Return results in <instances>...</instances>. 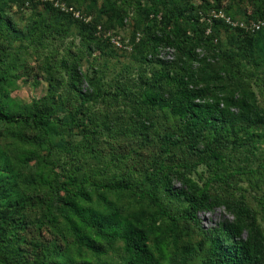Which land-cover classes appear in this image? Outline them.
Segmentation results:
<instances>
[{
  "label": "trees",
  "instance_id": "1",
  "mask_svg": "<svg viewBox=\"0 0 264 264\" xmlns=\"http://www.w3.org/2000/svg\"><path fill=\"white\" fill-rule=\"evenodd\" d=\"M58 1L90 16L81 2ZM200 1L196 7L185 2L179 11L170 0H147L144 4L136 0L140 9L137 18L149 21L147 36L138 43L140 58L159 67L149 77L137 72L134 92L120 82L122 74L115 77L113 91L93 77L98 70L92 66L93 53L106 45L104 38L96 36L95 19L76 18L51 1L0 0V125L13 135L24 129L36 132L34 142L27 137L13 141L18 143L14 156L0 148V264H186L197 250L201 251V264H264V233L238 185L247 178L251 187L261 189L255 178L264 177V108L251 89L250 74L238 69L239 58L216 49L213 41L224 31L228 46L241 49L253 63L256 44L264 46V26L252 33L232 27L223 17L212 15V11H221L234 19L220 9L221 0ZM248 2L253 11L245 13L242 20L264 17V0ZM39 3L50 13L36 14L23 27L10 15L15 4ZM106 5L102 12L109 18L103 27L123 26L125 10L116 0H107ZM186 7L196 21L199 10H210L211 34L205 33L201 23L192 35L187 34L182 24ZM72 28L77 29L84 50L76 51L73 41L65 40L76 35ZM53 35L64 40V50L59 58L54 54L58 51L38 54L35 71V79L44 76L46 92L29 105H19L7 91L19 77L14 54L10 45L2 42L25 41V51L36 53ZM134 38L133 34L131 41ZM161 46L176 50L175 64L158 58ZM89 58L85 68L83 61ZM208 58L220 62L210 68ZM195 63L200 67H194ZM131 94L136 98L134 119L128 127L100 119L92 111L96 101L120 96L130 100ZM154 111L172 118L171 125L158 129L151 118ZM103 130H108L114 141L132 134L146 145L152 143L161 159L150 163L152 168L148 166L136 181L129 174L94 177L87 161L96 156ZM77 141L85 148L90 142L94 145L82 149ZM39 147L47 152L41 153ZM54 147L64 159L57 152L52 154ZM178 150L190 153L195 161L173 163ZM32 160H36L34 174L20 176V167ZM200 164L211 173L202 184L192 178ZM173 179L179 186L173 185ZM20 183L34 191L23 190ZM216 188L225 195H219ZM106 191H124L146 199L152 210L147 215L142 210H126L108 199ZM258 199L264 211V193ZM215 206H223L230 217L223 216L214 226L204 228L198 213ZM159 219L166 229L157 232ZM181 220L191 222L203 236L197 246H179ZM42 229L55 232V238L47 241ZM168 239L177 252L172 263L164 260Z\"/></svg>",
  "mask_w": 264,
  "mask_h": 264
},
{
  "label": "rangeland",
  "instance_id": "2",
  "mask_svg": "<svg viewBox=\"0 0 264 264\" xmlns=\"http://www.w3.org/2000/svg\"><path fill=\"white\" fill-rule=\"evenodd\" d=\"M74 3L81 2L84 7H87L88 13H90L91 19H95L97 21V30L96 36L98 34L100 37L106 40V45L102 47V50L93 53V56L96 57L95 61H93L94 67H98L96 69V73L93 74L96 79L100 82L105 83L106 88L110 89V91L114 90V86L116 82L114 81L115 77L119 74H122V78H120V82L127 84L128 87H132V91H134V84L138 82L137 72L145 73L150 76L151 71L153 69H158L159 65L153 64L149 65L145 62H142L139 54V42L144 40L147 36V24L149 21L146 18H137L140 9L137 6L136 0H116L117 5L121 10H125L127 16L124 17V25L116 26L113 28H104V21L108 20V14L102 12V10L107 7V0H72ZM77 1V2H76ZM147 0H141L142 4H144ZM212 3L213 0H207ZM171 4H173L177 9L182 10L186 3L193 2L195 4H199L200 0H170ZM77 5V4H76ZM212 5V4H211ZM222 10L225 12H229V15L234 16V22L240 23L244 20V14H252V7L248 0H221ZM196 7V6H195ZM229 7V8H228ZM209 8V7H208ZM139 9V10H138ZM191 9L186 7L184 11V17L186 18L183 21V27L187 31V34L192 35L193 30L196 27V24H204L205 25V33L211 34L212 30L209 27L211 18L210 10L198 11V20L193 19V12H190ZM49 14L50 11H47V7L45 4L39 3L32 6H21V4H15L12 6L10 15L16 21L17 25L23 27L25 23H28L31 18L36 16V14ZM122 14V12H120ZM247 21V20H246ZM245 22V21H244ZM243 22V23H244ZM232 25V24H230ZM232 27H235L232 25ZM204 29V28H203ZM77 29L72 28L73 33L65 40L67 42L73 41L71 46L76 51L78 49L84 50V42L81 41V37L79 36ZM252 33V31H250ZM254 32V31H253ZM135 35L134 41H131L132 35ZM225 32L221 31L218 36H216L213 41L218 45L216 49L224 50L229 55H236L238 57V69L241 71H245L250 74L249 81L251 85V89L255 93L256 100L262 108H264V46L256 44L255 49V57L254 62L250 63L246 59L244 52L241 49H231L225 39ZM72 39V40H71ZM3 45H10L8 49L12 51L14 54L13 63L16 66V74L19 75L18 79L14 81L13 85H9L7 91L9 92V97L14 99L16 103L19 105H29L34 99H37L39 96L43 95L46 92V82L43 80L44 76L37 77L35 71L37 69L36 65H38L40 58H38V54L46 53V52H57L54 53L57 58L60 57L63 47L64 40L61 38L58 39L57 35L51 36L45 48L41 49L39 52H34L32 49L25 51V45L27 42L15 40V41H3ZM138 44V46H136ZM24 47V48H22ZM40 49V48H39ZM63 49V50H62ZM32 51L34 54L30 53ZM142 51V50H140ZM199 55H203L200 49L196 50ZM158 58L170 64L176 63V50L172 47L161 46L158 49ZM91 62V58L83 61L84 67H88ZM175 62V63H174ZM220 61L216 59H207L208 66L212 68L214 65L218 64ZM198 63L194 64V67L199 68ZM57 68V65L56 67ZM126 69L125 71H122ZM91 74V73H90ZM92 75V74H91ZM83 87H86V83L83 84ZM135 92V91H134ZM136 94H131V99H127L124 97H118L113 100V97H109L107 100H99L94 102L92 111L97 115L100 119H104L105 121L116 122L119 124H123L125 127L133 122L134 113L132 110L133 100L136 98ZM55 99V97H54ZM117 100V101H116ZM110 101V102H109ZM151 118L158 129L164 128L166 126H170L172 123V118L166 117L163 111H154L151 113ZM107 126V125H106ZM105 127V126H104ZM15 129V128H14ZM0 148L4 149L8 154L14 156V149H17L16 146L18 143H14L15 140H21L20 138L27 137L31 139L33 142L35 140L36 132L33 129H24L23 132H18L13 135L11 131L5 130V127L0 125ZM108 130H103L102 135L100 137V144H97V154L95 157H91L87 161V169L91 173L92 176L107 179V178H119L123 174H129L132 181H136L139 179L141 175L144 174L145 169H148V166H151L150 163L158 162L161 158H159V153L156 148H153V144L148 143L146 145L143 143L140 138L133 136L132 134H126L123 136H119V140H112V136L108 134ZM20 134V135H19ZM13 135V136H12ZM41 138V137H40ZM42 139V138H41ZM71 138H69V141ZM109 141L113 142V145L108 143ZM41 141H44L43 139ZM75 141V140H71ZM78 142V141H77ZM91 144L85 148L79 142L78 146L82 149L91 148ZM9 145V146H8ZM8 147V148H7ZM82 149H79L80 151ZM41 153H46L47 150L44 148H38ZM14 151V152H13ZM57 152L59 154V149L54 147L52 148V154ZM64 159L65 156L59 154ZM53 157V155H52ZM192 160L195 161V158L187 152L177 151L173 157V163L178 161ZM20 176L29 177L30 174H34L36 169V160H32L28 165H22L20 167ZM152 168V166H151ZM211 173L209 170L205 168L204 165L200 164L196 166V170L192 173V178L196 180L199 184H202L208 177H210ZM15 177V175H13ZM261 189L254 188L250 186V180L247 178L245 181H239L238 185H240L242 191L246 194L247 205L256 211L258 222L261 225L262 231L264 233V211H262V207L259 204V199L264 193V177H256ZM251 181H254L251 178ZM173 185L179 186V182L176 179H173ZM148 185V184H147ZM20 188H24L23 190L34 191L31 187H25L23 183L19 184ZM213 188L212 190H214ZM40 193H45L44 190L39 191ZM216 192L219 195L223 194V190L216 188ZM237 193V191H236ZM105 195L108 199L112 200L117 205L125 208L126 210H142L147 215L152 208L149 206L148 201L146 199H141L139 197H135L127 192H116V191H106ZM32 209L30 208L28 212ZM33 213V212H32ZM31 215V213H30ZM223 216L230 217V215L224 210L223 206H215L211 211L199 212L198 218L200 224L204 228H208L214 226L215 223L220 220ZM161 220L157 222L156 228L157 232H160L159 228L166 229L165 225H162ZM180 226V240L179 246L181 245H193L197 246L199 241L203 240V236L200 234L198 229L191 223L185 220H181L179 222ZM55 231V230H54ZM42 233L46 240H52L55 237V232H51L47 229H42ZM167 246H165L164 260L166 262H174L175 260V252L174 244L170 239L167 240ZM150 244L153 249H156V245L151 238ZM201 251L197 250L196 254L192 258L188 260L186 264H201L200 261Z\"/></svg>",
  "mask_w": 264,
  "mask_h": 264
},
{
  "label": "built area",
  "instance_id": "3",
  "mask_svg": "<svg viewBox=\"0 0 264 264\" xmlns=\"http://www.w3.org/2000/svg\"><path fill=\"white\" fill-rule=\"evenodd\" d=\"M39 1H51L54 6L60 8L63 11L71 12L76 18L83 19L84 21H89L90 16H86L84 13H82L80 10H76L73 8V6L67 7L64 3L59 2L58 0H39ZM213 16H220L225 19V21L229 24H232L234 26H240L244 28L246 31H257L260 30L264 26V17L258 18V19H248L247 21H242L240 23H237V21L234 22L231 17L225 15L223 12L218 11H212ZM244 22V23H243Z\"/></svg>",
  "mask_w": 264,
  "mask_h": 264
}]
</instances>
